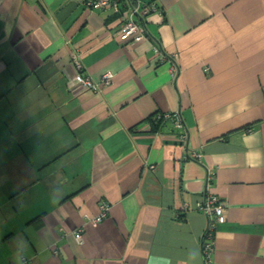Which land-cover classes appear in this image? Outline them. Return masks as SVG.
<instances>
[{
  "label": "crops",
  "instance_id": "crops-1",
  "mask_svg": "<svg viewBox=\"0 0 264 264\" xmlns=\"http://www.w3.org/2000/svg\"><path fill=\"white\" fill-rule=\"evenodd\" d=\"M89 1L0 0V264H201L208 169L213 264H264V0H141L162 14L125 43Z\"/></svg>",
  "mask_w": 264,
  "mask_h": 264
},
{
  "label": "built area",
  "instance_id": "built-area-1",
  "mask_svg": "<svg viewBox=\"0 0 264 264\" xmlns=\"http://www.w3.org/2000/svg\"><path fill=\"white\" fill-rule=\"evenodd\" d=\"M91 9L111 10L118 15L119 23L117 36L118 39L125 42H140L148 39V32L146 24L148 18L153 13L162 14V10L156 1L142 2L141 0H90L86 4ZM154 50L160 54L161 62L167 61L170 64V75L175 79L179 72L177 58L175 54H166L157 46ZM71 64L75 69L74 82L77 87L82 90H89L95 93L102 92L106 87L112 83L113 74L105 72L101 75L99 80L95 81L90 78L84 71L81 60L76 53L71 54ZM158 119H172L174 125L182 130L180 134V141L183 148L187 147L188 132L183 126L182 119L178 113L160 114ZM250 132V130H247ZM200 155L197 152L189 154L186 151L185 158L198 159ZM153 168V166H151ZM214 171L208 169L206 172L205 183L207 189L201 196L197 209L206 217V226L200 238V251L202 261L201 264H213L214 262V247H215V229L218 224L225 221L224 209L220 205L219 199L214 195L208 186L214 179ZM185 204V208H186ZM110 205L106 200L99 202V211L96 216L92 218L94 223L103 221L109 215ZM73 236L77 242H81L83 238V229L77 228L73 232ZM54 256H58V251H52ZM22 264H32L31 260L24 259Z\"/></svg>",
  "mask_w": 264,
  "mask_h": 264
}]
</instances>
